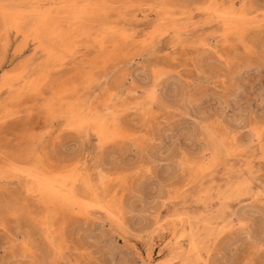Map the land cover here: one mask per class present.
Here are the masks:
<instances>
[{
    "label": "rangeland",
    "instance_id": "374dc122",
    "mask_svg": "<svg viewBox=\"0 0 264 264\" xmlns=\"http://www.w3.org/2000/svg\"><path fill=\"white\" fill-rule=\"evenodd\" d=\"M103 1L98 22L61 17L39 44L0 0V264H264V0ZM231 1L239 34L214 15ZM103 27L117 41L100 47ZM203 120L230 149L208 145ZM47 169L91 206L44 198L26 175Z\"/></svg>",
    "mask_w": 264,
    "mask_h": 264
},
{
    "label": "bare ground",
    "instance_id": "6f19581e",
    "mask_svg": "<svg viewBox=\"0 0 264 264\" xmlns=\"http://www.w3.org/2000/svg\"><path fill=\"white\" fill-rule=\"evenodd\" d=\"M3 2H6L7 4H9V6H3L1 7L4 10H7L9 12V14H7L8 16L4 17L3 22L9 24L11 27L15 28L17 31H23V33H27V35H30L34 40H36V43L41 44L43 38H47L49 40H53L56 39L58 37H60V34L62 33V27L60 25V18L64 17L66 20L69 19V17H73L74 15L79 17L81 20H83L86 24L91 25L94 24L96 22H98L97 19L103 12H105V9H107V5H106V1L103 0H99L98 2H94L91 3L88 0H83L82 5H80L79 7L76 8L75 6V0L70 2V0H60L59 2H57L61 8H56L55 5H57V3L55 1H48L47 3H43L40 4L38 1L36 3H33V1L30 0H1ZM47 1V0H46ZM65 1V2H64ZM91 1V0H90ZM97 1V0H94ZM117 1V0H116ZM127 1V0H126ZM246 1V0H245ZM77 2V1H76ZM235 2V1H234ZM234 2H230L228 5H222L220 6V8H218L216 6V9L214 7V15L216 14L220 19H223V22L225 23V31L228 34H236V33H240L242 30L239 29L240 24H242L244 22L242 13L243 10L236 9L237 6L235 7ZM64 3H66V6L63 5ZM31 4V8H25L26 5ZM215 4V3H214ZM218 4V3H217ZM247 4V3H246ZM115 5V4H114ZM65 6V7H64ZM112 5H110L111 7ZM157 6V5H156ZM55 7V8H54ZM109 7V6H108ZM125 7V6H123ZM159 7V6H158ZM198 7V6H197ZM212 7V6H211ZM212 7V9H213ZM242 7V6H241ZM114 8V7H113ZM169 6L166 2L162 3L161 6L159 7V9L161 10V12L163 13V17L162 20L166 21L168 19H173V13H168ZM27 9V10H26ZM178 9V8H177ZM205 9V8H204ZM207 10V8H206ZM210 10V9H209ZM260 11V10H259ZM262 11V10H261ZM260 11V12H261ZM110 12V11H109ZM126 12V11H125ZM124 12V13H125ZM143 12V11H142ZM7 13V12H6ZM184 13V12H183ZM181 13V14H183ZM259 13V12H257ZM4 14V13H3ZM110 14V13H109ZM256 14V13H255ZM5 15V14H4ZM107 15V14H106ZM184 15V14H183ZM74 16V17H75ZM100 18V17H99ZM188 18V17H187ZM76 19V18H75ZM248 20V19H247ZM175 21V20H174ZM65 22V21H64ZM247 22V21H246ZM129 23V22H128ZM169 23V22H168ZM216 23V22H215ZM248 23V22H247ZM102 24V23H101ZM260 24V23H259ZM88 25V26H89ZM246 26V24H244ZM252 26V25H250ZM254 26V25H253ZM109 27V26H108ZM107 27V28H108ZM137 27V26H136ZM260 27V26H259ZM104 29H102L100 31L101 34V41H100V47H102V45H104L105 42L107 41H117V31L115 30H106V27H103ZM62 29V30H61ZM91 29V28H90ZM113 29V28H112ZM256 29V28H255ZM88 30V28H87ZM246 31V30H245ZM243 32V31H242ZM2 33V32H1ZM226 33V34H227ZM149 34V33H148ZM161 34V32H160ZM233 34V35H234ZM127 35V34H126ZM153 36V35H152ZM242 36V35H239ZM5 38V37H4ZM7 38V37H6ZM89 38V37H88ZM160 38V37H159ZM178 38V37H177ZM184 38V37H183ZM142 39V38H141ZM241 39V38H240ZM57 40V39H56ZM106 40V41H105ZM91 41V40H90ZM142 41V40H141ZM149 42V41H148ZM35 43V42H33ZM49 43V42H48ZM47 43V45H48ZM55 43V42H54ZM65 43V42H64ZM159 43V42H158ZM53 44V43H52ZM50 45V44H49ZM23 46V45H22ZM62 46V45H61ZM105 46V45H104ZM157 46V45H156ZM109 47V46H108ZM141 47V46H140ZM104 49V48H103ZM43 50H46L48 53H51L54 57H56L55 52H53V50L49 47H44ZM106 50V49H105ZM145 50V49H144ZM102 51V50H101ZM23 52V51H22ZM103 52V51H102ZM100 52V54L102 53ZM114 53V52H113ZM28 54V53H27ZM103 54V53H102ZM112 54V53H111ZM107 56V55H105ZM109 56V55H108ZM27 57V56H26ZM124 58V57H123ZM122 58V59H123ZM125 59V58H124ZM105 60V59H104ZM103 60V61H104ZM118 62V61H117ZM88 63V62H87ZM100 63V62H99ZM126 63V62H125ZM103 66V65H102ZM108 66V65H107ZM94 67V66H93ZM105 68V67H104ZM43 71V70H42ZM20 74V73H19ZM80 74V73H79ZM161 75V74H160ZM47 77V76H46ZM48 78V77H47ZM67 83V82H66ZM41 84V83H40ZM70 85V84H69ZM182 87V86H181ZM9 90V89H8ZM84 90V89H83ZM147 90V89H146ZM65 92V90H60L59 91V96H61V98L63 96L67 97V95H64L63 93ZM79 90H78V86L76 84L72 85L70 87V93L71 95H75L78 94ZM116 92V91H115ZM132 93V92H131ZM63 94V96H62ZM83 94V93H81ZM70 95V94H69ZM57 96V95H56ZM84 96V95H83ZM76 96V97H71L72 99L75 98V101L77 100H82L83 98L88 99L89 97V91L85 93V96ZM150 96V95H149ZM182 97V96H181ZM60 98V100H61ZM64 98V97H63ZM70 98V97H69ZM124 98V97H123ZM150 98V97H149ZM148 99V96H147ZM155 99V98H154ZM148 100H151L148 99ZM79 101V102H80ZM89 101V100H88ZM152 101V100H151ZM154 101V100H153ZM152 101V102H153ZM72 102L74 103V101H69L68 103H66L65 105V111H72L73 107H71ZM157 103V102H156ZM61 104V103H60ZM75 104V103H74ZM150 104V102H149ZM48 105V104H47ZM64 105V103H63ZM61 105V106H63ZM76 105V104H75ZM150 106V105H149ZM47 107V106H46ZM118 106L116 104L111 105V112L114 111V109H116ZM52 108V106L50 107ZM59 109L61 110L62 108L59 106ZM108 109V108H107ZM79 112V111H78ZM116 112V111H115ZM144 112V111H143ZM80 113V112H79ZM66 114V113H65ZM73 114V113H71ZM115 114V113H114ZM107 115H111L108 114ZM52 116V115H51ZM74 116V115H73ZM102 116V115H101ZM100 116V117H101ZM5 117V116H4ZM10 117V116H9ZM67 117V116H66ZM8 118V116H7ZM65 118V117H64ZM102 119V118H101ZM100 120V119H98ZM72 121V120H71ZM83 121V120H82ZM103 121V120H102ZM100 122V121H98ZM110 122V121H109ZM112 122V121H111ZM73 123V122H71ZM75 123V122H74ZM107 124V123H106ZM201 124V123H200ZM240 124V123H239ZM101 127L100 130L104 132V128L103 125L104 123L100 124ZM98 124V126H100ZM106 126V125H105ZM112 126V125H111ZM107 127V126H106ZM113 127V126H112ZM218 127V126H217ZM213 122L208 121V120H203L202 121V125L200 128L203 129L205 135H206V139H207V143L208 145H210L212 148H214L215 150L222 149V148H229L230 145L233 142V137L227 133V132H222L217 128ZM94 128V127H93ZM77 129V128H76ZM63 131V130H62ZM109 131V129L107 130V132ZM194 131V130H193ZM192 131V132H193ZM254 131V130H253ZM100 133V131H99ZM98 133V134H99ZM232 133V132H231ZM102 134V133H101ZM116 134V132H115ZM196 134V133H195ZM263 134V133H262ZM111 135V134H110ZM112 137V135H111ZM201 137V136H200ZM84 138V136H83ZM203 138V137H201ZM251 138V137H250ZM235 139V138H234ZM134 140V138H133ZM249 140V139H248ZM102 141V140H100ZM202 141V140H201ZM240 141V140H239ZM248 142V141H247ZM236 144H239L238 142ZM203 145V143H202ZM205 147V146H204ZM207 147V146H206ZM203 149V148H202ZM230 149V148H229ZM204 150V149H203ZM213 150V149H212ZM236 150V149H235ZM200 152V151H199ZM204 152V151H203ZM202 152V154H203ZM213 152V151H212ZM236 152V151H235ZM214 154V153H213ZM222 154V153H221ZM27 158V157H26ZM226 158V157H224ZM202 159V158H201ZM146 160V159H145ZM193 160V159H192ZM209 162V161H208ZM7 164V163H6ZM6 166V165H5ZM20 166H13V167H9L10 169L13 168V171L15 170L17 171H21L22 169H20ZM49 166V165H48ZM184 166H186V163L184 162L183 159L179 160V167L180 168H184ZM198 168V165H196ZM201 166V164H200ZM199 166V167H200ZM35 167V166H34ZM102 167V166H101ZM191 167V166H190ZM206 168V167H205ZM9 169V170H10ZM88 169V168H87ZM132 169V168H131ZM200 169V168H199ZM86 170V169H85ZM187 170V168H186ZM189 170V168H188ZM196 170V169H194ZM193 170V171H194ZM14 171V172H15ZM27 171V170H26ZM25 171V172H26ZM59 171V172H58ZM190 171V170H189ZM22 172V171H21ZM24 172V171H23ZM18 173V172H17ZM20 173V172H19ZM21 174V173H20ZM25 175V174H24ZM69 175V173H68ZM23 176V175H22ZM26 176H31L32 177V181L34 183L35 190L40 191L41 194H43L44 198L50 199L53 198L54 200L59 201L60 203L66 204L65 206H68V204L75 202L77 200L80 199V197L78 195H76L73 192V188L72 185H70L71 179L69 176H67V173L64 171H60V170H54V171H50V170H45V172H40L39 170L36 171L35 173L32 172V174H27ZM75 177V176H74ZM70 178V179H68ZM95 186V185H94ZM177 191V190H176ZM95 195V194H93ZM104 196V195H103ZM49 197V198H48ZM90 199V198H89ZM72 200V201H69ZM97 200V198H96ZM105 200V199H104ZM69 201V202H67ZM80 202H82L83 204H85V199H80ZM88 201V200H87ZM95 201V200H94ZM96 203V201L94 202ZM56 204V203H54ZM87 207L91 206V204H85ZM94 205V204H93ZM92 205V206H93ZM99 205V204H98ZM70 206V205H69ZM74 206V205H73ZM77 206V205H75ZM95 206V205H94ZM73 208V207H72ZM93 208V207H91ZM90 208V209H91ZM207 208V207H206ZM107 209V208H106ZM105 209V210H106ZM91 211V210H90ZM159 212V211H158ZM248 212V211H247ZM260 212V211H259ZM251 213V212H250ZM63 214V213H62ZM239 215V227L237 229H235L234 231H240L242 230V225L244 223V221L246 220V218L248 217V214L246 213V211H242ZM238 219V218H236ZM52 223V222H51ZM50 225V224H49ZM238 225V224H237ZM121 226V225H120ZM236 227V226H235ZM183 228V226L181 227ZM232 228V227H231ZM181 230V229H180ZM56 231V230H55ZM224 231V230H222ZM235 232V233H236ZM245 232V231H242ZM177 230L173 231L170 233L169 235V240L168 243L169 245H172L174 243V241L177 239ZM165 235V234H164ZM237 235V234H235ZM222 236V235H221ZM247 236V235H246ZM167 237V236H166ZM164 239V238H163ZM253 240V239H252ZM227 241V240H226ZM175 244V243H174ZM204 246V245H203ZM166 248V246H165ZM192 252V251H191ZM149 254V253H148ZM151 254V253H150ZM172 256V255H171ZM169 257V256H168ZM151 258V257H150ZM149 258V259H150ZM162 259V258H161ZM150 262V261H149ZM148 262V263H149ZM152 262V261H151ZM161 264V262H159ZM163 264V263H162Z\"/></svg>",
    "mask_w": 264,
    "mask_h": 264
}]
</instances>
